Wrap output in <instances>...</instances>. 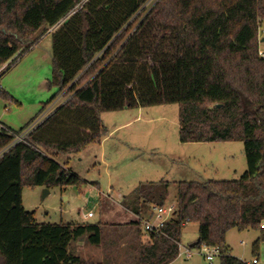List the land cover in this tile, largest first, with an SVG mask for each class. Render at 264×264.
<instances>
[{
    "label": "trees",
    "instance_id": "obj_1",
    "mask_svg": "<svg viewBox=\"0 0 264 264\" xmlns=\"http://www.w3.org/2000/svg\"><path fill=\"white\" fill-rule=\"evenodd\" d=\"M147 1L0 0V68L54 27L50 84L69 96L0 157V264H114L70 250L85 236L100 245L102 221L38 223L23 189L81 190L83 180L61 157L101 142V114L164 102L179 103L181 142L241 140L247 169L234 180L178 182L176 216L159 232H146L141 220L169 203L171 183H141L125 205L138 216L137 234L121 264L172 263L189 222L199 227L194 247L219 246L221 264H247L231 255L226 236L264 231V0H157L142 14ZM30 124L1 130L0 152Z\"/></svg>",
    "mask_w": 264,
    "mask_h": 264
},
{
    "label": "rangeland",
    "instance_id": "obj_2",
    "mask_svg": "<svg viewBox=\"0 0 264 264\" xmlns=\"http://www.w3.org/2000/svg\"><path fill=\"white\" fill-rule=\"evenodd\" d=\"M156 1L148 0L142 14ZM53 29L38 33L35 45L21 53L9 68L4 65L0 68V122L13 130L45 120L69 98L64 93L57 95L58 87L50 84L54 68L49 32ZM263 37L264 24L259 31L260 50L264 52ZM148 60L151 63V58ZM101 119L107 129L101 142L88 145L78 154L61 157L83 180L81 190L74 186L23 189V204L28 211H35L38 223L82 220L105 224L100 245L91 244L86 236L81 239L79 256L83 260L121 264L132 252L137 234L132 221L138 216L125 205L141 183L169 181L168 202L174 203L178 182L234 180L247 169L241 140L181 142L177 102L108 110L101 114ZM90 210L95 217L85 220L83 215ZM150 215L142 220L151 218ZM198 228L196 222L186 224L184 247L198 238ZM143 239L147 241L146 236ZM256 241L259 246L254 252ZM226 242L231 255L243 262L253 264L255 258L257 264H264V231L231 229ZM194 252L190 258L178 256L173 264H221V256L210 263L197 249Z\"/></svg>",
    "mask_w": 264,
    "mask_h": 264
},
{
    "label": "built area",
    "instance_id": "obj_3",
    "mask_svg": "<svg viewBox=\"0 0 264 264\" xmlns=\"http://www.w3.org/2000/svg\"><path fill=\"white\" fill-rule=\"evenodd\" d=\"M259 53L261 56H264L263 51L260 50ZM4 66H7V64H5ZM38 121L31 124L22 133L16 134L14 140L2 152H0V157L4 153H6L9 149H11L13 146H15L17 143L25 141L26 137L30 133H32L35 130V128L42 122V120L40 122ZM3 129L10 132L9 127H7L5 124L0 122V131ZM85 215H87V217L88 216L91 217L94 215V212L90 210ZM175 216H176L175 203L169 202L166 203L165 205H155L152 208L151 218L142 220L141 225L146 232H154V231L159 232L162 229V227L167 222L171 221ZM153 218H155L154 222L151 221V219ZM262 226L264 227V224ZM179 248H180L179 256L184 254L186 258H190L195 253L194 250L197 249V252L202 254L204 258L210 263H212L216 257L222 255V251L219 246L209 245L207 243H202L197 247H191V246L184 247V245L180 243ZM257 263L258 260L254 258L253 264H257Z\"/></svg>",
    "mask_w": 264,
    "mask_h": 264
},
{
    "label": "crops",
    "instance_id": "obj_4",
    "mask_svg": "<svg viewBox=\"0 0 264 264\" xmlns=\"http://www.w3.org/2000/svg\"><path fill=\"white\" fill-rule=\"evenodd\" d=\"M19 58V57H18ZM17 58V59H18ZM7 67H8V65H7ZM6 67V68H7ZM2 123V122H1ZM7 126V125H6ZM10 128V127H9ZM66 199H68L67 197H66ZM86 213H84V215H83V218L86 220V219H88V218H90L89 216L87 217V215H85ZM91 217H95V214L93 215V216H91ZM61 222H64V223H83V222H88V221H82V220H80V221H78V222H72V221H61ZM145 237V236H144ZM84 238V237H83ZM197 240V239H196ZM195 240V241H196ZM194 241V242H195ZM82 244V240L80 239V240H77V241H75V242H73L72 244H71V246H70V250L74 253V254H76V255H78L79 256V254H80V251H81V249H80V247L82 246L81 245ZM192 244V243H191ZM100 263H103V262H100ZM174 263V261L172 262V263H170V264H173Z\"/></svg>",
    "mask_w": 264,
    "mask_h": 264
},
{
    "label": "water",
    "instance_id": "obj_5",
    "mask_svg": "<svg viewBox=\"0 0 264 264\" xmlns=\"http://www.w3.org/2000/svg\"><path fill=\"white\" fill-rule=\"evenodd\" d=\"M262 41H264V37H263V39H262ZM221 104H218V106H220ZM47 191V193H48V190H46ZM46 195V194H45ZM45 195H44V197H45ZM200 243V238L198 237L197 238V240L195 241V242H193L190 246L191 247H194L196 244H199Z\"/></svg>",
    "mask_w": 264,
    "mask_h": 264
}]
</instances>
